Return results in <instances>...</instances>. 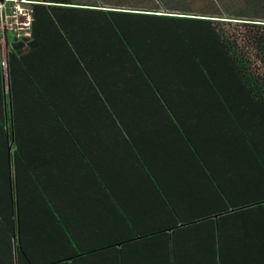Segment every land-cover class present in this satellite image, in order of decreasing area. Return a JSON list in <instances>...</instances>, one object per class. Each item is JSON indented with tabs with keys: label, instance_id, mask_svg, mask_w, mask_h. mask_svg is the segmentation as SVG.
<instances>
[{
	"label": "crops",
	"instance_id": "obj_1",
	"mask_svg": "<svg viewBox=\"0 0 264 264\" xmlns=\"http://www.w3.org/2000/svg\"><path fill=\"white\" fill-rule=\"evenodd\" d=\"M37 5L0 78V264H264V97L213 36L264 0Z\"/></svg>",
	"mask_w": 264,
	"mask_h": 264
},
{
	"label": "trees",
	"instance_id": "obj_2",
	"mask_svg": "<svg viewBox=\"0 0 264 264\" xmlns=\"http://www.w3.org/2000/svg\"><path fill=\"white\" fill-rule=\"evenodd\" d=\"M37 4L34 5V12ZM207 23H212L209 20H203ZM33 26V25H32ZM242 27L238 33H231V35L215 32V38L221 37L222 55L227 58L229 70L241 78L243 85L247 88H253L262 91V98L264 97V23H241ZM237 40L239 44L237 43ZM242 40V41H241ZM242 42V43H240ZM21 41L12 42L8 50L6 60V70L4 71L1 56H0V78L4 77V73L11 79L15 66L20 63L21 50L23 47ZM245 48V49H244ZM226 64V65H227ZM229 72V71H227ZM1 94V91H0ZM211 148V146H206ZM208 159L204 161V166ZM145 245L147 243L144 242ZM156 250L166 255L164 250L166 243L162 237L158 238L156 242ZM177 243H174V246ZM168 263V259L165 260ZM51 264V263H48ZM115 264L117 262L115 261Z\"/></svg>",
	"mask_w": 264,
	"mask_h": 264
},
{
	"label": "built area",
	"instance_id": "obj_3",
	"mask_svg": "<svg viewBox=\"0 0 264 264\" xmlns=\"http://www.w3.org/2000/svg\"><path fill=\"white\" fill-rule=\"evenodd\" d=\"M41 0H0V48L1 60L6 70L5 52L12 42L25 43L32 36L34 5ZM12 40V42H11ZM8 42V43H7Z\"/></svg>",
	"mask_w": 264,
	"mask_h": 264
},
{
	"label": "rangeland",
	"instance_id": "obj_4",
	"mask_svg": "<svg viewBox=\"0 0 264 264\" xmlns=\"http://www.w3.org/2000/svg\"><path fill=\"white\" fill-rule=\"evenodd\" d=\"M235 26H232V25H228V27H226L228 30H229V28H230V30H234L235 28H234ZM240 26L238 25V26H236V29H241L242 27H240ZM236 29H235V32H236ZM238 33V32H237ZM242 41V40H241ZM11 42H12V40H11ZM237 43L239 44V42H238V40H237ZM240 43H242V42H240ZM2 48V47H1ZM245 49V48H244Z\"/></svg>",
	"mask_w": 264,
	"mask_h": 264
},
{
	"label": "water",
	"instance_id": "obj_5",
	"mask_svg": "<svg viewBox=\"0 0 264 264\" xmlns=\"http://www.w3.org/2000/svg\"><path fill=\"white\" fill-rule=\"evenodd\" d=\"M8 43V42H7Z\"/></svg>",
	"mask_w": 264,
	"mask_h": 264
}]
</instances>
